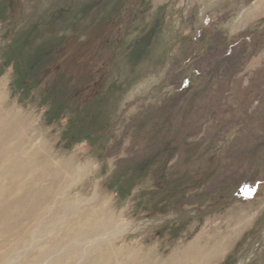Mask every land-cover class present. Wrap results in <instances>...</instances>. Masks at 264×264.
I'll list each match as a JSON object with an SVG mask.
<instances>
[{"label": "rangeland", "instance_id": "rangeland-1", "mask_svg": "<svg viewBox=\"0 0 264 264\" xmlns=\"http://www.w3.org/2000/svg\"><path fill=\"white\" fill-rule=\"evenodd\" d=\"M127 1L0 0V118L25 129L0 161V264H264V167L207 202L201 190L155 195L150 176L116 190L118 163L159 148L136 129L164 118L172 164L182 175L184 159L198 163L185 175L193 189L216 132L181 90L209 51L263 38L264 17L237 21L264 1ZM263 65L264 52L242 74Z\"/></svg>", "mask_w": 264, "mask_h": 264}, {"label": "trees", "instance_id": "trees-1", "mask_svg": "<svg viewBox=\"0 0 264 264\" xmlns=\"http://www.w3.org/2000/svg\"><path fill=\"white\" fill-rule=\"evenodd\" d=\"M247 35L248 32L241 33L236 41L222 45V52L217 57L213 54L215 50L209 51L195 66L198 70L196 75L181 90L186 96L183 102L187 104L188 101L190 109L198 99L203 102L199 110L196 107L191 110L186 120L189 122L193 119L195 110L203 111L200 122L208 121L212 124L213 132H216L211 139L212 143L207 140L200 142V145L210 143L208 149L213 154L207 159L206 169L192 182L193 189L186 188L191 183L185 175L195 166L199 167L198 163L191 159H181L187 170L182 175L181 168L172 164L178 156L174 146L177 139L174 135L172 139L166 137L170 120L164 118L162 122L166 128H156L154 132L148 129V124L147 127L136 129L140 133L147 131L149 146L159 148L153 157L117 164V172L120 173L117 175L120 180L117 182V192L125 195L134 182L136 184L139 179L150 176L155 183V195L167 197L169 193L178 192L177 195L185 199L191 197V191L201 190V198L207 202L212 201V197L216 195V191L211 190L231 183L244 187L264 167V65L255 72L242 74L245 63L264 52V36L250 39ZM205 104H209V108L203 106ZM199 127L202 126L196 125L194 129ZM181 128L184 129L183 126ZM192 130L188 126L186 133ZM177 131L179 128L175 127L173 133L172 127L171 133L175 134ZM206 135L209 136L208 133ZM189 138L196 137L192 135ZM187 147L192 146L188 144ZM197 147L200 148L198 145ZM249 197L244 195L239 199Z\"/></svg>", "mask_w": 264, "mask_h": 264}, {"label": "bare ground", "instance_id": "bare-ground-1", "mask_svg": "<svg viewBox=\"0 0 264 264\" xmlns=\"http://www.w3.org/2000/svg\"><path fill=\"white\" fill-rule=\"evenodd\" d=\"M0 101H2V99L0 98ZM1 103V102H0ZM0 116L1 112H0ZM6 119H8L6 117ZM14 130L16 131L14 134ZM24 129V124L20 119H15V118H9L8 120H4L0 118V161H2V159H5V157L9 156V152L11 151L10 149H8L7 144L8 142L11 141V138L14 137L18 139V141L20 142V140H24V135L25 132L23 131ZM24 132V134H23ZM27 135V134H26ZM13 139V138H12ZM16 139V140H17ZM10 140V141H9ZM22 143V142H21ZM18 144V143H17ZM19 146V145H17ZM17 149V148H16ZM18 150V149H17ZM23 150V149H22ZM19 151V150H18ZM7 160V159H6ZM32 160V159H31ZM217 247V246H216ZM219 247V246H218ZM213 248V247H212ZM221 249V248H220ZM203 250V249H202ZM222 250V249H221ZM219 250V251H221ZM218 251V250H217ZM215 251V252H217ZM210 252V250H209ZM194 253V252H193ZM200 253V251H199ZM208 253V252H207ZM219 252H217L216 254H218ZM197 254H198V250H197ZM196 254V255H197ZM201 254V253H200ZM198 254V256L200 255ZM186 256V255H185ZM212 257V256H211ZM185 258V257H184ZM196 258V257H195ZM192 261V259H191ZM209 260L204 258V257H197V259L194 261H192L190 264H203L208 262ZM184 262H186V260H180V264H184ZM143 263V262H142ZM144 264V263H143Z\"/></svg>", "mask_w": 264, "mask_h": 264}, {"label": "crops", "instance_id": "crops-1", "mask_svg": "<svg viewBox=\"0 0 264 264\" xmlns=\"http://www.w3.org/2000/svg\"><path fill=\"white\" fill-rule=\"evenodd\" d=\"M264 0H257L256 2V4H257V6H260L261 5V3L263 2ZM256 10H258V8L256 7V9H255V11ZM255 11H248V12H243V14L241 15V17L238 19V21L237 22H240V20H241V22L243 21V22H245L246 21V19H248L249 21V23H250V21L251 20H253V18L256 16V17H259V16H261V17H264V12H262V13H260L259 11L258 12H255ZM248 23V24H249Z\"/></svg>", "mask_w": 264, "mask_h": 264}, {"label": "flooded vegetation", "instance_id": "flooded-vegetation-1", "mask_svg": "<svg viewBox=\"0 0 264 264\" xmlns=\"http://www.w3.org/2000/svg\"><path fill=\"white\" fill-rule=\"evenodd\" d=\"M135 1H136V0H129V1H127V4H128V3H131V4L135 5ZM125 7H126V5H125ZM124 9H125V8H124ZM132 9H133V7L129 10V12H131ZM123 12H124V11H123Z\"/></svg>", "mask_w": 264, "mask_h": 264}]
</instances>
